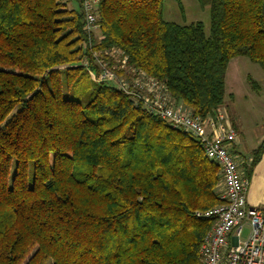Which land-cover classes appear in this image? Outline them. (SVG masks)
<instances>
[{
    "label": "trees",
    "instance_id": "trees-1",
    "mask_svg": "<svg viewBox=\"0 0 264 264\" xmlns=\"http://www.w3.org/2000/svg\"><path fill=\"white\" fill-rule=\"evenodd\" d=\"M197 1L209 35L166 21L164 0H100L90 36L80 1L0 0V264H200L215 222L197 213L223 204L220 167L89 74L95 52L113 69L103 53L117 50L175 103L215 116L233 59L264 72V0Z\"/></svg>",
    "mask_w": 264,
    "mask_h": 264
},
{
    "label": "built area",
    "instance_id": "built-area-1",
    "mask_svg": "<svg viewBox=\"0 0 264 264\" xmlns=\"http://www.w3.org/2000/svg\"><path fill=\"white\" fill-rule=\"evenodd\" d=\"M85 19V30L92 35L99 29L98 5L100 0H80ZM115 65L94 53L101 72L89 70L98 82L112 83L126 93L134 107L159 117L172 128L183 130L197 139L207 158L220 167L223 191L222 205L198 217L212 219L215 224L200 248V264H264V206L249 205L247 191L249 180L231 149L237 132L219 111L215 116L202 118L193 115L183 104L175 103L166 87L141 70L128 67L127 58L120 51H106ZM114 69L124 71L119 75ZM248 226L247 239L242 238Z\"/></svg>",
    "mask_w": 264,
    "mask_h": 264
},
{
    "label": "rangeland",
    "instance_id": "rangeland-1",
    "mask_svg": "<svg viewBox=\"0 0 264 264\" xmlns=\"http://www.w3.org/2000/svg\"><path fill=\"white\" fill-rule=\"evenodd\" d=\"M72 9H78L80 0H62ZM180 5L182 9L180 8ZM164 0V18L168 22L179 25H190L201 22L205 32L210 34V10L202 7L197 0ZM239 70L234 75L230 67L226 79V94L221 108L227 119L243 129L248 140L264 134V72L260 65L252 63L248 58L241 57ZM251 77L256 87L249 82ZM231 123V122H230ZM232 124V123H231ZM233 126V125H232ZM234 127V126H233ZM238 127L234 129L237 132ZM249 227L243 229L242 238L247 239Z\"/></svg>",
    "mask_w": 264,
    "mask_h": 264
},
{
    "label": "crops",
    "instance_id": "crops-1",
    "mask_svg": "<svg viewBox=\"0 0 264 264\" xmlns=\"http://www.w3.org/2000/svg\"><path fill=\"white\" fill-rule=\"evenodd\" d=\"M239 58H235L230 62L228 70H227L226 79H227L228 71L230 67H233L235 71L234 75L237 78L236 71L239 70L241 63L235 60H238ZM230 122L235 128L238 127L231 120ZM263 142H264V134L256 138H253L252 140L250 139L248 140L247 136L244 134L243 129H240L238 127V137L232 145L231 152L235 156V158L238 160V162L240 163L241 170L244 173H245V166L249 165V163L252 160L251 158H252L253 152L256 149H258L262 145ZM244 175L247 178L246 173ZM248 180H249V187L247 191V200H248L249 205L254 206V207H263L264 206V153L262 154L259 162L256 164V166L252 170L251 176ZM219 188H220L219 189L220 193H222L223 191L222 183L220 184Z\"/></svg>",
    "mask_w": 264,
    "mask_h": 264
}]
</instances>
